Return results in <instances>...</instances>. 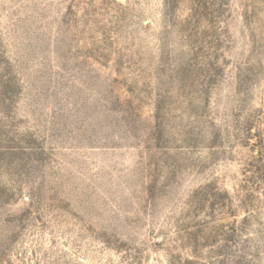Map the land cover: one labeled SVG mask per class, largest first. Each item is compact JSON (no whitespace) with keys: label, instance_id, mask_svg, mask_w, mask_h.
<instances>
[{"label":"rangeland","instance_id":"1","mask_svg":"<svg viewBox=\"0 0 264 264\" xmlns=\"http://www.w3.org/2000/svg\"><path fill=\"white\" fill-rule=\"evenodd\" d=\"M0 264H264V0H0Z\"/></svg>","mask_w":264,"mask_h":264}]
</instances>
